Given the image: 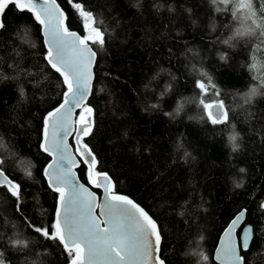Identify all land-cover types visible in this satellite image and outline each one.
<instances>
[{
	"label": "trees",
	"instance_id": "1",
	"mask_svg": "<svg viewBox=\"0 0 264 264\" xmlns=\"http://www.w3.org/2000/svg\"><path fill=\"white\" fill-rule=\"evenodd\" d=\"M97 58L82 141L111 190L156 221L165 264H217L240 210L244 264H264V0H57ZM65 85L39 24L8 5L0 25V264H65L56 193L42 170L43 117ZM217 103L215 120L207 104ZM212 115V114H211ZM88 183L83 163L77 168ZM99 193V190H96Z\"/></svg>",
	"mask_w": 264,
	"mask_h": 264
},
{
	"label": "water",
	"instance_id": "2",
	"mask_svg": "<svg viewBox=\"0 0 264 264\" xmlns=\"http://www.w3.org/2000/svg\"><path fill=\"white\" fill-rule=\"evenodd\" d=\"M27 11L39 24L46 60L65 85L62 100L43 117L40 149L48 157L42 173L56 193L55 236L73 254L65 264H165L160 257L161 235L156 221L126 194L111 190L112 179L96 171V159L82 141L92 127L84 107L91 95L97 54L89 39L69 29L66 12L57 0H0L1 14L8 5ZM214 106L211 114L221 118ZM83 163L88 183L77 168ZM16 185L0 169V186ZM99 190V193L96 191ZM253 228L245 210L223 228L213 260L217 264H244Z\"/></svg>",
	"mask_w": 264,
	"mask_h": 264
},
{
	"label": "rangeland",
	"instance_id": "3",
	"mask_svg": "<svg viewBox=\"0 0 264 264\" xmlns=\"http://www.w3.org/2000/svg\"><path fill=\"white\" fill-rule=\"evenodd\" d=\"M207 106V110H208V112L210 113V116L213 118V116L211 115V110H212V108L214 107V106H217L218 107V109H217V111H218V113L220 114V116H222V109H221V107H220V105L219 104H215V103H209V104H207L206 105Z\"/></svg>",
	"mask_w": 264,
	"mask_h": 264
}]
</instances>
